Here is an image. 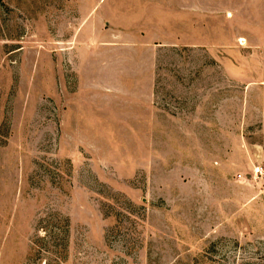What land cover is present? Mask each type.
I'll list each match as a JSON object with an SVG mask.
<instances>
[{
	"label": "rangeland",
	"instance_id": "374dc122",
	"mask_svg": "<svg viewBox=\"0 0 264 264\" xmlns=\"http://www.w3.org/2000/svg\"><path fill=\"white\" fill-rule=\"evenodd\" d=\"M0 264H264V0H0Z\"/></svg>",
	"mask_w": 264,
	"mask_h": 264
},
{
	"label": "trees",
	"instance_id": "16d2710c",
	"mask_svg": "<svg viewBox=\"0 0 264 264\" xmlns=\"http://www.w3.org/2000/svg\"><path fill=\"white\" fill-rule=\"evenodd\" d=\"M45 223H46V221L41 220L40 224H39V230L44 233L43 237H41V239H44L43 241H46L48 237H52L54 235V234H50L51 230L49 229L48 224L45 225ZM66 228H67V225H62V223L60 221V228H59V235L61 237L60 242L65 241V238L67 237Z\"/></svg>",
	"mask_w": 264,
	"mask_h": 264
},
{
	"label": "built area",
	"instance_id": "2783aa9c",
	"mask_svg": "<svg viewBox=\"0 0 264 264\" xmlns=\"http://www.w3.org/2000/svg\"><path fill=\"white\" fill-rule=\"evenodd\" d=\"M256 174H262L261 169H257Z\"/></svg>",
	"mask_w": 264,
	"mask_h": 264
}]
</instances>
